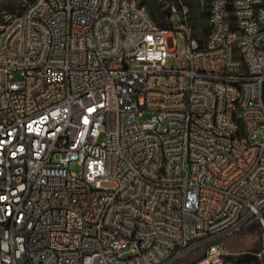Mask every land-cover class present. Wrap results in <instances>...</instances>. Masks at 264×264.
Instances as JSON below:
<instances>
[{
    "label": "built area",
    "instance_id": "built-area-1",
    "mask_svg": "<svg viewBox=\"0 0 264 264\" xmlns=\"http://www.w3.org/2000/svg\"><path fill=\"white\" fill-rule=\"evenodd\" d=\"M169 14L33 0L0 26V264H223L254 223L264 247V0H207L203 40Z\"/></svg>",
    "mask_w": 264,
    "mask_h": 264
},
{
    "label": "rangeland",
    "instance_id": "rangeland-1",
    "mask_svg": "<svg viewBox=\"0 0 264 264\" xmlns=\"http://www.w3.org/2000/svg\"><path fill=\"white\" fill-rule=\"evenodd\" d=\"M32 1L33 0H0V26L7 18L21 14ZM140 3L147 8L149 13L159 23H162L160 21L164 18L163 16L170 11L171 5H174L180 16H186L192 35L198 40H203L205 38L207 33V0H140ZM171 23L173 28L179 26L176 15L173 16ZM177 40L179 44L178 49L181 50L184 47V40L179 36H177ZM168 65L173 68L177 67L175 60H168ZM149 117V114H144L142 119H147ZM70 169L74 173L80 172V167L77 164H72ZM184 174L186 176V172ZM223 246L228 253L223 259V264H264V254L262 253L264 247L260 237L259 225L257 223L224 239ZM259 251L261 252L257 254L260 255H257L256 252ZM203 252V249H199L180 258L172 264H188L190 261L201 256ZM200 262L197 264H201Z\"/></svg>",
    "mask_w": 264,
    "mask_h": 264
},
{
    "label": "trees",
    "instance_id": "trees-1",
    "mask_svg": "<svg viewBox=\"0 0 264 264\" xmlns=\"http://www.w3.org/2000/svg\"><path fill=\"white\" fill-rule=\"evenodd\" d=\"M206 15H207V14H206ZM151 16H152V15H151ZM169 16H170V14H169V11H168V13L165 14V15L163 16L164 18H162V20L160 21V22H162V23H159L158 21H156V20L154 19L153 16H152V18H153V20L156 22V24H157L159 27L165 29V28H167V27L169 26V23H168V22L165 23L166 18H169ZM198 250H199V249H198ZM196 251H197V250H196ZM260 252H261V251L256 252V254H257V253H260ZM204 257H205V253L203 252V254H202L201 256H199L198 258H196V259L190 261L188 264H197L198 262L202 261V260L204 259ZM263 261H264V258H263Z\"/></svg>",
    "mask_w": 264,
    "mask_h": 264
}]
</instances>
